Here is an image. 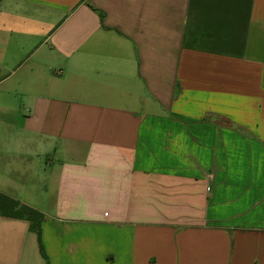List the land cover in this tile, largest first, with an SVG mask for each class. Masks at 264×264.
<instances>
[{"label": "crops", "instance_id": "obj_1", "mask_svg": "<svg viewBox=\"0 0 264 264\" xmlns=\"http://www.w3.org/2000/svg\"><path fill=\"white\" fill-rule=\"evenodd\" d=\"M0 193L49 264H264V0H0Z\"/></svg>", "mask_w": 264, "mask_h": 264}, {"label": "trees", "instance_id": "obj_2", "mask_svg": "<svg viewBox=\"0 0 264 264\" xmlns=\"http://www.w3.org/2000/svg\"><path fill=\"white\" fill-rule=\"evenodd\" d=\"M100 18H102L101 14ZM0 216L28 221L30 231L35 233L37 237L39 250L45 260V264H49L41 243V223L44 219L42 213L0 193Z\"/></svg>", "mask_w": 264, "mask_h": 264}]
</instances>
